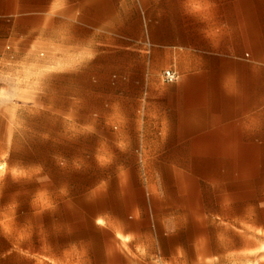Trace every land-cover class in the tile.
<instances>
[{
  "label": "rangeland",
  "instance_id": "1",
  "mask_svg": "<svg viewBox=\"0 0 264 264\" xmlns=\"http://www.w3.org/2000/svg\"><path fill=\"white\" fill-rule=\"evenodd\" d=\"M139 7L136 37L51 42L38 23L29 42L0 22V264H264V153L155 136L148 99L184 77L137 37Z\"/></svg>",
  "mask_w": 264,
  "mask_h": 264
},
{
  "label": "crops",
  "instance_id": "2",
  "mask_svg": "<svg viewBox=\"0 0 264 264\" xmlns=\"http://www.w3.org/2000/svg\"><path fill=\"white\" fill-rule=\"evenodd\" d=\"M133 1L0 0V22L12 27L9 36L29 42L38 23L51 42L70 35L136 37L127 22ZM139 3L137 37L174 49L184 77L175 71L178 81L148 99L159 107L150 125L155 136L177 139L192 153H264V0ZM211 254L220 255L213 248Z\"/></svg>",
  "mask_w": 264,
  "mask_h": 264
},
{
  "label": "built area",
  "instance_id": "3",
  "mask_svg": "<svg viewBox=\"0 0 264 264\" xmlns=\"http://www.w3.org/2000/svg\"><path fill=\"white\" fill-rule=\"evenodd\" d=\"M178 79H179L178 74L173 70H169L164 73V80L167 83H174L178 81Z\"/></svg>",
  "mask_w": 264,
  "mask_h": 264
}]
</instances>
